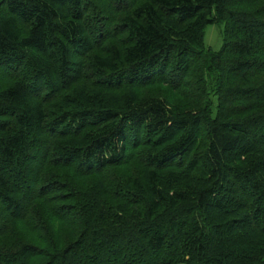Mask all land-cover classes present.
<instances>
[{"label":"trees","instance_id":"16d2710c","mask_svg":"<svg viewBox=\"0 0 264 264\" xmlns=\"http://www.w3.org/2000/svg\"><path fill=\"white\" fill-rule=\"evenodd\" d=\"M0 264H264V0H0Z\"/></svg>","mask_w":264,"mask_h":264},{"label":"rangeland","instance_id":"374dc122","mask_svg":"<svg viewBox=\"0 0 264 264\" xmlns=\"http://www.w3.org/2000/svg\"><path fill=\"white\" fill-rule=\"evenodd\" d=\"M223 25L211 24L205 30V43L216 50L221 45V30Z\"/></svg>","mask_w":264,"mask_h":264}]
</instances>
